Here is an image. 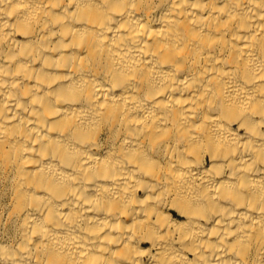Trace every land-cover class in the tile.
Instances as JSON below:
<instances>
[{
	"label": "bare ground",
	"instance_id": "bare-ground-1",
	"mask_svg": "<svg viewBox=\"0 0 264 264\" xmlns=\"http://www.w3.org/2000/svg\"><path fill=\"white\" fill-rule=\"evenodd\" d=\"M0 264H264V0H0Z\"/></svg>",
	"mask_w": 264,
	"mask_h": 264
}]
</instances>
